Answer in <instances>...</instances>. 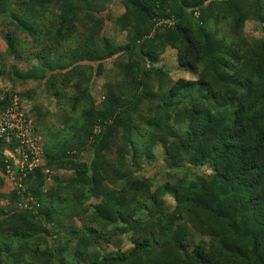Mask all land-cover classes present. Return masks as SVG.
<instances>
[{"label":"trees","instance_id":"1","mask_svg":"<svg viewBox=\"0 0 264 264\" xmlns=\"http://www.w3.org/2000/svg\"><path fill=\"white\" fill-rule=\"evenodd\" d=\"M103 1L0 0V25L12 30L5 53L16 58L26 46L14 31L59 43L87 17L69 62L52 66L35 53L40 74L29 78H79L73 116L62 121L63 139L46 141L45 164L24 170L20 184L0 160V197L39 204L36 212L30 200L0 210V264H264V0H120V44L101 34ZM249 21L259 36L245 31ZM167 47L194 78L170 77L159 62ZM107 56L119 77L95 106L90 83ZM9 105L10 95L0 98V113ZM156 145L173 173L153 186L140 172ZM7 146L18 171L19 142ZM44 167L71 176L44 188Z\"/></svg>","mask_w":264,"mask_h":264},{"label":"rangeland","instance_id":"2","mask_svg":"<svg viewBox=\"0 0 264 264\" xmlns=\"http://www.w3.org/2000/svg\"><path fill=\"white\" fill-rule=\"evenodd\" d=\"M12 4H17L20 0H8ZM103 7L100 8L98 16L103 17L104 25L101 30L103 37H106L109 41L115 44L123 43L125 40V33L116 28L113 23L117 16L124 11V6L120 0H104ZM31 9H33L31 7ZM48 9L50 10L49 17L53 18L55 11V4L52 3ZM82 20V21H81ZM81 20L76 22V30L72 36L65 38L59 43L54 42V38H49L46 35L37 34L33 37L26 36L19 31H14L21 41L25 43L26 49L22 51L20 58H16L5 53V35L12 30H8V27L0 25V98L5 95H10V105L6 108H16L12 114H20L22 118L28 120L27 123L31 124L33 142L29 140L23 142L24 151L32 152L31 156L34 159L32 162L34 167L43 166L45 164L44 146L46 141L50 140L52 143L63 139L65 137L64 132H61L63 123L66 118H72L73 114L70 113V99L71 95L77 88L78 77H73L67 82L62 81V75L58 74L53 77L51 84H47L44 79L29 78L39 75L40 72L36 68L38 63H41L43 59L35 58V53L43 50L53 65L58 62H69L66 54L75 50L79 51V46L82 44L83 29L81 25L86 23L87 17L82 14ZM245 31L251 36H259L260 32L256 29L255 23L249 21L245 25ZM56 47V48H54ZM4 55V56H3ZM41 61V62H40ZM99 67L100 73L95 74V77L90 83V93L93 97L95 106L99 105L103 98V89L105 83L110 80H115L119 77L117 59L114 56H107L101 61ZM159 62L169 71V75L172 79L180 77L192 79L195 77L189 70L180 68L176 62L175 50L167 47L164 53L160 56ZM59 73V72H58ZM40 78V77H35ZM54 91L61 92L59 97L54 96ZM4 110V111H6ZM3 112V111H2ZM1 112V113H2ZM0 113V115H1ZM72 120H70L71 122ZM98 129L94 128V132ZM31 136V137H32ZM50 138V139H49ZM14 138L8 141L0 139V160L5 162L4 173L11 179H16L17 184L23 177L24 170L32 169L20 159V165L18 164V171H16L9 163L5 156L7 155L6 148ZM20 145V144H19ZM16 151V150H15ZM155 158L151 162L143 161L141 164V174L152 180L153 186L168 179V174L173 173L166 166V160L163 148L160 145H156L153 149ZM16 153H18L16 151ZM84 154V153H83ZM82 154V155H83ZM85 157V155H83ZM32 158L29 157L27 163ZM21 165H24L21 168ZM185 167L191 171H197L200 174H210L212 168L206 165L194 167L185 164ZM44 174V188L54 184L56 178L57 183H64L65 180L71 176V171L64 169L50 170L49 168H42ZM180 175V172L176 173ZM55 176V177H54ZM14 185V184H13ZM3 186V185H2ZM5 186V187H4ZM3 190L11 189L10 185H4ZM15 186V185H14ZM34 205L33 211L36 212L38 202L31 200L30 197L25 198L23 201H10L7 198L0 197V210H8L10 207H24L25 203L29 201ZM168 204H173V200L170 197H166ZM128 242L123 239V247L128 246ZM73 246V244H69ZM102 248L105 251L113 249L111 244H103Z\"/></svg>","mask_w":264,"mask_h":264},{"label":"built area","instance_id":"3","mask_svg":"<svg viewBox=\"0 0 264 264\" xmlns=\"http://www.w3.org/2000/svg\"><path fill=\"white\" fill-rule=\"evenodd\" d=\"M13 111H16V108L12 107L7 109L6 111H3L0 115V139H5L6 141L9 142L11 138H16L19 142V146L15 148V150L20 153L21 159H25V163L28 165L29 168H33V158L31 156L32 152L29 151H24L23 142L27 141V144L29 143V140L33 142V136H32V127L30 123H27L28 120H25L24 118L21 117L20 114H12ZM32 136V137H31ZM30 144V143H29ZM32 158V160L27 163L28 159ZM20 163V162H19ZM21 164V163H20ZM19 164V165H20ZM24 165H21V168Z\"/></svg>","mask_w":264,"mask_h":264}]
</instances>
